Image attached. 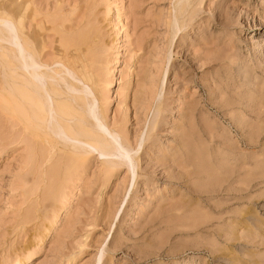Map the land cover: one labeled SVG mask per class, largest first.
<instances>
[{
  "label": "rangeland",
  "instance_id": "374dc122",
  "mask_svg": "<svg viewBox=\"0 0 264 264\" xmlns=\"http://www.w3.org/2000/svg\"><path fill=\"white\" fill-rule=\"evenodd\" d=\"M0 18L59 114L134 156L73 154L0 41V264H264V0H0Z\"/></svg>",
  "mask_w": 264,
  "mask_h": 264
},
{
  "label": "bare ground",
  "instance_id": "6f19581e",
  "mask_svg": "<svg viewBox=\"0 0 264 264\" xmlns=\"http://www.w3.org/2000/svg\"><path fill=\"white\" fill-rule=\"evenodd\" d=\"M16 27L13 24H11L9 20L0 18V41H4L12 47L10 48V50H12L16 59L19 60L22 69H24L29 75V78L28 79L26 78L27 80L25 81V84L28 86L29 91L32 94H34L35 91V95L37 94L42 98H44L45 96V99L41 103V108H43L45 111V121L50 118L54 120V128H56L61 134L67 137L69 141L68 142L69 144L67 146L72 150V153L75 155L76 154L78 155L79 154L78 152L80 151H84L85 154L90 153L91 150L87 148V146H89L92 149H97L98 153L102 156L116 155L117 152H122L123 155L129 154V151L123 146L121 142L122 140L121 141L119 140L120 138L119 132L116 131L111 132L109 129L106 128L107 134L111 137L109 140L106 137V135H103L98 129H93L88 127L90 122L86 119V117L81 116L79 114L78 115L70 114L71 116L65 117L63 113L59 114V112L57 111V107L55 105L56 103L54 104L53 95L51 94V90L49 88L51 85H54L53 82L56 81L57 78L53 74L47 71L48 69H50L47 64H46L47 66L42 64L45 66V68H40V66H37L39 65L40 62L37 61L36 56L30 50L27 49L26 47L27 45L25 44V41L22 40V37L19 35L18 29ZM26 60L29 61L27 62ZM27 63L33 65V68L31 70L27 67ZM57 75L58 74H56V76ZM33 78L40 79L41 83L36 84L34 82L35 80L33 81ZM71 89H75V88L73 86L71 87L69 86V90ZM32 90L34 91L32 92ZM29 91L25 93L30 94ZM83 92L86 93V95L88 93L92 95L91 92H88L87 90H84ZM28 96L30 97L29 99H31L32 95L31 96L28 95ZM68 96L70 95L68 94ZM83 96L80 95V97L78 98L84 99ZM34 100H32V104H31L32 106L35 105L36 100L35 101ZM96 108L97 105L95 102L93 108L91 107L89 109L90 111L88 110V112L89 113L94 112ZM93 119L95 120V122H98L99 125L105 126L101 123L100 119L96 114L93 116ZM118 146H120L123 151H120ZM129 159L131 161L132 159H134V156H131V154H129Z\"/></svg>",
  "mask_w": 264,
  "mask_h": 264
}]
</instances>
